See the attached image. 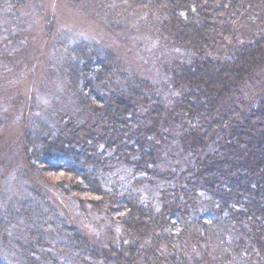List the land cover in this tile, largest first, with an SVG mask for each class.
Instances as JSON below:
<instances>
[{
    "label": "trees",
    "instance_id": "1",
    "mask_svg": "<svg viewBox=\"0 0 264 264\" xmlns=\"http://www.w3.org/2000/svg\"><path fill=\"white\" fill-rule=\"evenodd\" d=\"M115 1L152 13L158 37L192 55L168 75L187 118L184 139L193 162L183 172L186 183L164 190L159 205L143 197L146 181L176 178L159 172L162 136L141 122L138 84L152 86L134 77L126 91L116 82L112 53L81 43L70 53L65 79L95 122L81 133L76 124L50 127L36 116L25 151L29 169L56 174L50 182L58 190L107 215L120 237L98 246L58 215L44 222L26 200L0 219V234L14 223L27 235L9 251L8 233L0 235V264H245L252 243L248 254L263 264L264 89L248 106L232 97L264 69V0ZM153 110L142 116L163 113ZM119 164L130 181L110 177Z\"/></svg>",
    "mask_w": 264,
    "mask_h": 264
},
{
    "label": "rangeland",
    "instance_id": "2",
    "mask_svg": "<svg viewBox=\"0 0 264 264\" xmlns=\"http://www.w3.org/2000/svg\"><path fill=\"white\" fill-rule=\"evenodd\" d=\"M153 24L152 13L129 9L115 0H22L21 3L0 0V219L6 217L10 206L19 207L28 200L39 207L44 222L58 215L61 221L76 225L98 246L106 247L120 237L118 227L107 215L81 208L73 198L58 190L50 182L56 174L29 169L30 159L25 151L27 129L35 123L36 116L50 127L58 128L64 122L76 124L81 133L95 122L65 79L70 53L81 43L112 53L116 82L126 91H131L129 82L134 77L152 86L148 90L138 84L142 89L136 98L141 122L155 126L162 136L159 172L176 174V178L172 182L160 179L153 185L146 181L143 187L148 195L143 197L154 198L159 205L164 190L186 183L183 172L193 162L191 158L188 161L184 139L187 118L172 95L168 75L192 55H187L186 48L158 37ZM263 89L264 69L247 81L242 93H235L232 98L239 105L248 106ZM158 106L162 115L150 119L142 116ZM109 171L110 177L115 175L117 181L127 178L130 181L131 172L124 164ZM17 222L22 220L19 218ZM6 233L8 251L12 245L18 248L16 241H25L27 236L22 224H8L1 229V234ZM3 244L2 241L1 251L7 254ZM253 244L256 247L255 243L247 247L253 249ZM218 247L216 243L211 252L209 249L211 257L217 256L214 250ZM249 249L243 257L249 261L245 264H259L253 251L248 254ZM223 254L222 259H227Z\"/></svg>",
    "mask_w": 264,
    "mask_h": 264
},
{
    "label": "snow or ice",
    "instance_id": "3",
    "mask_svg": "<svg viewBox=\"0 0 264 264\" xmlns=\"http://www.w3.org/2000/svg\"><path fill=\"white\" fill-rule=\"evenodd\" d=\"M194 10V9H193Z\"/></svg>",
    "mask_w": 264,
    "mask_h": 264
}]
</instances>
